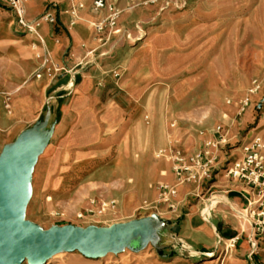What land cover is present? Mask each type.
<instances>
[{"label":"rangeland","instance_id":"1","mask_svg":"<svg viewBox=\"0 0 264 264\" xmlns=\"http://www.w3.org/2000/svg\"><path fill=\"white\" fill-rule=\"evenodd\" d=\"M55 2L22 0L29 29L0 0V160L31 162L28 236L91 230L84 246L98 255L58 245L40 264H264V238L249 242L246 203L222 174L207 194L178 185L173 211L158 198L159 184L175 183L165 155L222 137L225 163L264 136V0H113L118 33L94 30L104 10ZM89 12L101 18L76 46L72 29ZM15 168L0 170V190L22 199L27 175ZM102 200L112 204L98 214Z\"/></svg>","mask_w":264,"mask_h":264},{"label":"built area","instance_id":"2","mask_svg":"<svg viewBox=\"0 0 264 264\" xmlns=\"http://www.w3.org/2000/svg\"><path fill=\"white\" fill-rule=\"evenodd\" d=\"M7 1L14 9L19 24L31 29L32 26L24 18L25 12L22 0ZM48 4L56 6L55 0H48ZM87 4L93 11H105L104 17L94 23V30L97 33L104 31L118 33L120 31L118 28L119 11L113 0H76L75 9L71 13L75 14L76 11L86 8ZM44 19L52 24L56 22V17L51 13H46ZM257 90L258 85L252 83L247 90L246 96L234 103L240 113L251 103V96ZM227 102L230 103V100ZM223 142L222 137L219 142L207 141L204 143V147L196 154L185 156L180 152H175L165 155L172 162L171 169L175 183L159 184L158 198L169 210L173 211L178 185L195 183L203 189V194H207L214 186L217 175L222 174L223 177L231 182L232 190L238 194L239 199L246 203L243 220L249 227V242L254 246L255 243L252 238H264V136L261 134L251 136L249 140L241 143L237 148L239 149L237 157L228 159L225 163H220L219 149L222 146L220 143ZM159 155L163 154L159 153ZM228 158H230V155ZM109 204L111 205L112 202L100 201L97 213H103ZM211 207L212 205L208 207L207 212L204 211V214H201V219L204 222H208L207 218L210 216ZM81 216V214L78 215V217ZM237 239L238 235L228 241L233 243Z\"/></svg>","mask_w":264,"mask_h":264},{"label":"water","instance_id":"3","mask_svg":"<svg viewBox=\"0 0 264 264\" xmlns=\"http://www.w3.org/2000/svg\"><path fill=\"white\" fill-rule=\"evenodd\" d=\"M6 160H0V170L5 174H8L9 170L13 169L12 166L17 163L26 165L24 169L31 189L28 173L31 166L30 160H25V162ZM30 194L31 191L26 197L20 199L23 207L20 215H13L10 206L0 205V264H21L24 260H27L29 264H40L55 252L58 245H63L68 251L78 248L86 256H94L96 252L84 246L91 230L84 231L71 226H63L40 233L37 237L28 236L23 217L25 204ZM62 231H66L67 234H62Z\"/></svg>","mask_w":264,"mask_h":264},{"label":"crops","instance_id":"4","mask_svg":"<svg viewBox=\"0 0 264 264\" xmlns=\"http://www.w3.org/2000/svg\"><path fill=\"white\" fill-rule=\"evenodd\" d=\"M121 2H123V0H121ZM92 12H96V11L92 10ZM63 17H64V21L63 22H62V20H60V21L62 23V26L66 27V25L71 22L73 17H72V15L70 13L64 15ZM83 18H84V23H82V24H80L78 26H75L74 29H72L71 36H72L73 43L76 46H78V45L84 43L85 41H87V39H88V25L87 24L90 21L97 20V19H99L101 17L97 16V15H94L93 13L89 12V13H87V15L83 16ZM42 30L45 31L46 27L42 26ZM251 131H254V129L251 130ZM234 195L235 196L237 195V197L239 198V196H238V194L236 192H234ZM185 222L187 224H189L190 220L189 219H185ZM205 223L209 224V222H205ZM189 228H190L189 230H190V234L191 235H194L195 233H198V231L200 230V229H195V227H192V226L189 227ZM217 232H218V230H217Z\"/></svg>","mask_w":264,"mask_h":264},{"label":"bare ground","instance_id":"5","mask_svg":"<svg viewBox=\"0 0 264 264\" xmlns=\"http://www.w3.org/2000/svg\"><path fill=\"white\" fill-rule=\"evenodd\" d=\"M18 166H19L18 170H21L22 172L24 170V172H25V169H24V167L26 166L25 164L17 163V164H15V166H12V168L16 169L15 167H18ZM6 182H8V181H6ZM11 182H12V180H11ZM2 184L3 183H1V180H0V187H1ZM29 190L31 191L30 188H29ZM10 192H12V191H10V190H5V191L0 190V205L3 204V205H6V206H10L12 208L13 215H20L22 213V211H23V207L21 205V201H20V199H17V198L15 199L11 195H9ZM61 233L62 234H67L66 231H62Z\"/></svg>","mask_w":264,"mask_h":264},{"label":"trees","instance_id":"6","mask_svg":"<svg viewBox=\"0 0 264 264\" xmlns=\"http://www.w3.org/2000/svg\"><path fill=\"white\" fill-rule=\"evenodd\" d=\"M217 230H218V232H221V229H220V227H218V228H217ZM231 234H232V233H231Z\"/></svg>","mask_w":264,"mask_h":264}]
</instances>
